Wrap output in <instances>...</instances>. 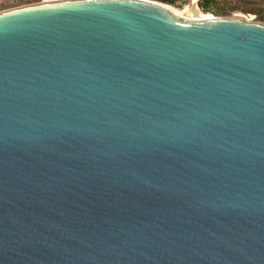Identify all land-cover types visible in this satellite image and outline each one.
<instances>
[{"label": "water", "instance_id": "obj_1", "mask_svg": "<svg viewBox=\"0 0 264 264\" xmlns=\"http://www.w3.org/2000/svg\"><path fill=\"white\" fill-rule=\"evenodd\" d=\"M197 1L0 11V264H264V22Z\"/></svg>", "mask_w": 264, "mask_h": 264}, {"label": "rangeland", "instance_id": "obj_2", "mask_svg": "<svg viewBox=\"0 0 264 264\" xmlns=\"http://www.w3.org/2000/svg\"><path fill=\"white\" fill-rule=\"evenodd\" d=\"M43 0H0V11L2 10H6L9 8H13V7H18V6H22V5H27V4H33V3H38L41 2ZM154 1H158V0H154ZM160 2V1H158ZM187 2H189V0H178L175 3H165V2H160L163 3L167 6L173 7L174 9L181 11L184 7L185 4H187ZM219 2L221 4H228V2H230V0H219ZM235 2V3H234ZM233 2V4H239V6L243 9H251L253 10V13L250 12H244L241 10H234L233 12H231L228 15H232V14H238L241 15L242 17H244L247 20H251V21H260L258 20V18L256 17L255 13H262L264 14V0H235ZM232 3V2H231ZM200 9V8H199ZM200 12L206 15H214V16H226V15H216L212 12H203L200 9ZM264 22V21H263Z\"/></svg>", "mask_w": 264, "mask_h": 264}, {"label": "trees", "instance_id": "obj_3", "mask_svg": "<svg viewBox=\"0 0 264 264\" xmlns=\"http://www.w3.org/2000/svg\"><path fill=\"white\" fill-rule=\"evenodd\" d=\"M160 2H165V3H175L178 0H158ZM235 0H230L228 4H221L219 0H198L197 4L198 7L203 11V12H212L216 15H228L234 10H241L244 12H250L253 13L251 9H243L239 6V4H233ZM232 2V3H231ZM235 3V2H234ZM256 17L260 21H264V14L262 13H255Z\"/></svg>", "mask_w": 264, "mask_h": 264}, {"label": "bare ground", "instance_id": "obj_4", "mask_svg": "<svg viewBox=\"0 0 264 264\" xmlns=\"http://www.w3.org/2000/svg\"><path fill=\"white\" fill-rule=\"evenodd\" d=\"M196 0H189V2H187V4L184 5L183 9L181 11H178L176 9H174L173 7L167 6L165 4H163L164 6H166L175 16H186L188 18H191V6L195 4ZM200 17L202 18H207L210 17L209 15L203 14L200 12Z\"/></svg>", "mask_w": 264, "mask_h": 264}]
</instances>
